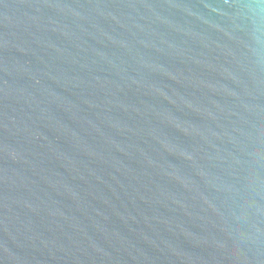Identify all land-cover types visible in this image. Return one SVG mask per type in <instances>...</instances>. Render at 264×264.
Listing matches in <instances>:
<instances>
[{
  "label": "water",
  "instance_id": "95a60500",
  "mask_svg": "<svg viewBox=\"0 0 264 264\" xmlns=\"http://www.w3.org/2000/svg\"><path fill=\"white\" fill-rule=\"evenodd\" d=\"M0 264H264V0H0Z\"/></svg>",
  "mask_w": 264,
  "mask_h": 264
}]
</instances>
